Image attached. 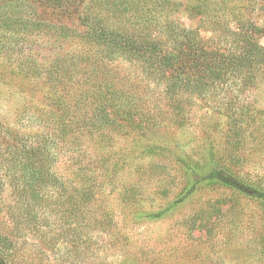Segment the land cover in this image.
Returning <instances> with one entry per match:
<instances>
[{
    "label": "trees",
    "instance_id": "1",
    "mask_svg": "<svg viewBox=\"0 0 264 264\" xmlns=\"http://www.w3.org/2000/svg\"><path fill=\"white\" fill-rule=\"evenodd\" d=\"M180 12L197 18L198 26L182 24ZM34 36L60 46L76 41L82 50L57 58L45 71L55 88L71 82L77 93L69 101L54 98L59 110L42 116L44 129L33 134L6 128L0 137V170L13 196L8 214L24 236L35 231L53 248L62 235L53 228H114L96 197L102 186L94 178L96 170L75 160L69 171L59 169L62 149L74 152L71 143L89 139L99 150L127 126L142 132L183 127L201 104L227 117V152L219 155L211 147L208 164L197 171L199 166L178 155L189 174L198 175L192 187L221 185L264 205V187L238 170L248 161L247 138L257 124L246 96L264 80L263 22L239 13L229 16L224 0H90L82 6L78 0H0V54L29 70L25 58L32 54ZM122 61L135 71L126 72ZM175 149L154 143L149 150ZM89 155L90 163L98 156L108 159L100 151ZM32 255L29 245L0 233V264H37Z\"/></svg>",
    "mask_w": 264,
    "mask_h": 264
},
{
    "label": "rangeland",
    "instance_id": "2",
    "mask_svg": "<svg viewBox=\"0 0 264 264\" xmlns=\"http://www.w3.org/2000/svg\"><path fill=\"white\" fill-rule=\"evenodd\" d=\"M88 1L78 3L82 6ZM224 3L229 16L239 13L264 23L263 2ZM178 18L187 27L196 28L199 24L188 12H180ZM33 39L36 41L28 48L32 54L25 58L29 70L19 68L18 61L9 55L0 54V137L5 136L6 128L33 134L44 129L42 116L50 117L52 111L59 110L54 98L69 101L77 93V87L69 85L71 82L55 88L45 71L57 58L79 55L81 44L71 41L60 46L40 36ZM121 65L126 72L135 71L129 62L122 61ZM247 95L257 124L247 138L248 161L238 170L264 187V80ZM227 126L228 119L220 110L201 104L193 107L191 123L183 127L169 125L142 132L127 126L114 132L115 138L99 150L89 139L71 143L74 152L63 148L58 158L59 169L69 171L67 166L74 160L93 167L94 178L98 177L102 184L96 195L100 198L98 203L115 225L109 231L53 228L62 232L59 244L53 248L44 245L32 230L24 241V231L14 228L8 214V206L13 203L12 189L5 172L0 170V233L29 245L37 264H264L261 201L221 185L201 182L192 187L193 178L198 175L189 174L177 159L182 155L199 166L196 171L203 170L209 162L211 147L219 155L227 152ZM154 143L176 149L154 154L149 150ZM96 151L106 154L108 159L100 160L98 156L90 163L89 153L95 155ZM78 152H85L86 156L76 158Z\"/></svg>",
    "mask_w": 264,
    "mask_h": 264
}]
</instances>
